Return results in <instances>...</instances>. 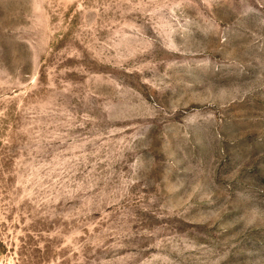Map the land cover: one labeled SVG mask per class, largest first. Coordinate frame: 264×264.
<instances>
[{
  "label": "rangeland",
  "instance_id": "374dc122",
  "mask_svg": "<svg viewBox=\"0 0 264 264\" xmlns=\"http://www.w3.org/2000/svg\"><path fill=\"white\" fill-rule=\"evenodd\" d=\"M0 264H264V0H0Z\"/></svg>",
  "mask_w": 264,
  "mask_h": 264
}]
</instances>
